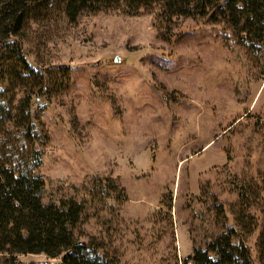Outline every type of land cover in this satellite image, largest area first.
<instances>
[{"label":"rangeland","instance_id":"374dc122","mask_svg":"<svg viewBox=\"0 0 264 264\" xmlns=\"http://www.w3.org/2000/svg\"><path fill=\"white\" fill-rule=\"evenodd\" d=\"M154 24L147 10L84 13L74 23L62 15L34 24L23 46L36 70L70 75L67 90L33 107L48 135L37 171L43 202L86 200L76 235L101 242L118 264H178L194 238L202 242L190 200L216 195L231 206L243 175L264 172L254 126L264 116V53L247 52L232 30L206 19L174 18L163 33ZM106 177L126 202L87 195L85 186ZM202 202L192 208L204 213L211 200Z\"/></svg>","mask_w":264,"mask_h":264},{"label":"trees","instance_id":"16d2710c","mask_svg":"<svg viewBox=\"0 0 264 264\" xmlns=\"http://www.w3.org/2000/svg\"><path fill=\"white\" fill-rule=\"evenodd\" d=\"M112 10L130 16L150 11L162 33L174 18L221 23L245 43L247 52L264 53V0H0V264H20L22 255L62 258L60 264H118L101 242L81 241L76 235L86 200L43 202L46 184L37 171L48 135L33 107L38 99L51 100L67 90L70 75L66 68L36 70L23 47L34 24L62 15L74 23L84 13ZM254 126L264 140V116H257ZM90 184L85 191L93 202L113 195L121 203L127 200L126 191L111 177ZM236 193L237 202L228 207L216 195L190 200L193 221L199 223L192 231L202 226V242L194 238L192 254L178 264H255L248 245L255 235L258 264H264V172L244 174ZM201 201L208 203L204 213L192 208Z\"/></svg>","mask_w":264,"mask_h":264},{"label":"water","instance_id":"95a60500","mask_svg":"<svg viewBox=\"0 0 264 264\" xmlns=\"http://www.w3.org/2000/svg\"><path fill=\"white\" fill-rule=\"evenodd\" d=\"M120 61V59L119 58H116V62H119Z\"/></svg>","mask_w":264,"mask_h":264}]
</instances>
